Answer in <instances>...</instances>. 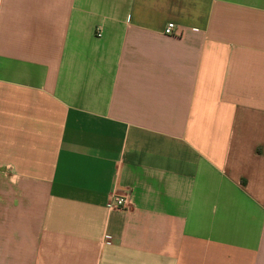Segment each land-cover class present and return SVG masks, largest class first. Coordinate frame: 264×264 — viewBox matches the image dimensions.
Masks as SVG:
<instances>
[{"label": "crops", "instance_id": "0c3cea01", "mask_svg": "<svg viewBox=\"0 0 264 264\" xmlns=\"http://www.w3.org/2000/svg\"><path fill=\"white\" fill-rule=\"evenodd\" d=\"M0 264H264V0H0Z\"/></svg>", "mask_w": 264, "mask_h": 264}, {"label": "built area", "instance_id": "2783aa9c", "mask_svg": "<svg viewBox=\"0 0 264 264\" xmlns=\"http://www.w3.org/2000/svg\"><path fill=\"white\" fill-rule=\"evenodd\" d=\"M175 25L168 23L164 28V34L167 36H175ZM109 206L117 209H127L129 206V199L126 195H112L109 198Z\"/></svg>", "mask_w": 264, "mask_h": 264}]
</instances>
